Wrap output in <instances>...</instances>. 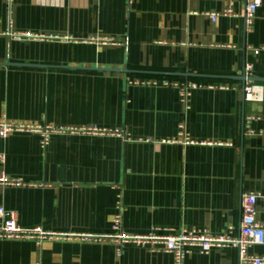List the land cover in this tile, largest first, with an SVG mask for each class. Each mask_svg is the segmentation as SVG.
I'll use <instances>...</instances> for the list:
<instances>
[{"label":"crops","instance_id":"obj_1","mask_svg":"<svg viewBox=\"0 0 264 264\" xmlns=\"http://www.w3.org/2000/svg\"><path fill=\"white\" fill-rule=\"evenodd\" d=\"M227 6L0 0V126L28 128L0 136V208L48 235L0 239V264H174L118 235H238L244 193L264 228V1L250 26L245 0L212 21ZM247 65L262 103L244 101ZM132 80L200 88L186 110L176 88ZM185 264H239V250L193 247Z\"/></svg>","mask_w":264,"mask_h":264},{"label":"built area","instance_id":"obj_2","mask_svg":"<svg viewBox=\"0 0 264 264\" xmlns=\"http://www.w3.org/2000/svg\"><path fill=\"white\" fill-rule=\"evenodd\" d=\"M12 0H10L11 2ZM228 3L226 9L221 13L210 14L212 21H216L219 17L233 16V5L237 0H225ZM264 0H245L246 2V25L250 26L254 17L256 16L260 6ZM252 65H247L245 68L246 78L251 77ZM130 85L134 86H163L173 87L179 92L180 104L188 110L189 102L192 95V91L200 88V86L194 82L186 81L183 83L163 80L162 82L157 80H132L129 81ZM227 89V87H222ZM244 101L245 103L259 104L263 101L262 89L256 86L252 82H246L243 87ZM252 118L245 120V129L249 130V125ZM19 126L3 125L0 126V136L7 138L13 131L27 130ZM42 144L46 145L49 142L48 132L43 134ZM4 182H8L7 178H3ZM257 196L255 194L244 193L241 196V210L242 220L238 235L234 234V228H229L228 233L224 237H211L205 233L189 232L183 230L176 235H158L157 233L148 236H127L119 234L118 239L121 244H135L137 246H149L153 252L163 251L173 255L174 264H185L186 257L190 253V248L197 247L202 254H209L214 248L219 247H231L239 250V264H264L263 257L251 256L248 254V248L252 246L264 245V228L256 221V204ZM119 214H117L113 230L115 232L122 231V211L119 206ZM0 219L3 221V225L0 228V239H35L39 240L48 238V235L43 233L40 229L24 230L19 227L17 222V215L12 212H6L3 208H0Z\"/></svg>","mask_w":264,"mask_h":264},{"label":"water","instance_id":"obj_3","mask_svg":"<svg viewBox=\"0 0 264 264\" xmlns=\"http://www.w3.org/2000/svg\"><path fill=\"white\" fill-rule=\"evenodd\" d=\"M142 74H148V75H167V76H171V77H188V78H193V77H197V76H194V75H178V74H157V73H147V72H141ZM242 80L244 81V83H246L247 81L248 82H255L256 80L252 77L250 78H246V76H244L242 78Z\"/></svg>","mask_w":264,"mask_h":264}]
</instances>
